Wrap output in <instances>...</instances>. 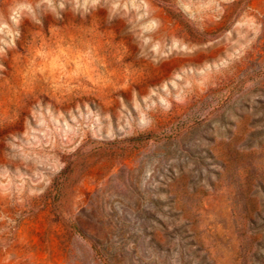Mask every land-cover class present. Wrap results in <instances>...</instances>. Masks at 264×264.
Segmentation results:
<instances>
[{
  "label": "rangeland",
  "instance_id": "374dc122",
  "mask_svg": "<svg viewBox=\"0 0 264 264\" xmlns=\"http://www.w3.org/2000/svg\"><path fill=\"white\" fill-rule=\"evenodd\" d=\"M0 264H264V0H0Z\"/></svg>",
  "mask_w": 264,
  "mask_h": 264
}]
</instances>
